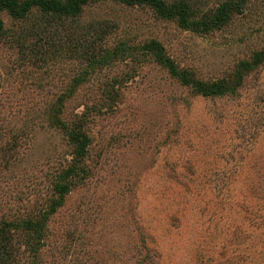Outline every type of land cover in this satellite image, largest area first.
Masks as SVG:
<instances>
[{
  "label": "rangeland",
  "instance_id": "374dc122",
  "mask_svg": "<svg viewBox=\"0 0 264 264\" xmlns=\"http://www.w3.org/2000/svg\"><path fill=\"white\" fill-rule=\"evenodd\" d=\"M231 1L0 11V264H264V0Z\"/></svg>",
  "mask_w": 264,
  "mask_h": 264
},
{
  "label": "trees",
  "instance_id": "16d2710c",
  "mask_svg": "<svg viewBox=\"0 0 264 264\" xmlns=\"http://www.w3.org/2000/svg\"><path fill=\"white\" fill-rule=\"evenodd\" d=\"M89 0H0V11L6 10L14 17L24 16L31 7L38 6L45 11H50L59 15H70L77 13L81 6ZM128 4L147 3L151 5L157 13L165 17H176L180 26L192 30H208L211 24L225 23L231 14L233 8L238 3L231 0L220 5L217 14L209 17L195 19L193 18L194 8L188 0H175L170 3L165 0H119ZM2 30V20L0 19V31ZM213 87L203 88L202 92L210 93ZM70 135V133H69ZM73 143H77V150H83V141L79 139L78 133H71Z\"/></svg>",
  "mask_w": 264,
  "mask_h": 264
}]
</instances>
